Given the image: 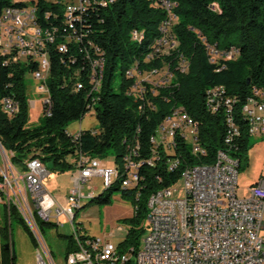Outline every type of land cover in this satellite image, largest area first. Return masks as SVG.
Segmentation results:
<instances>
[{"label": "trees", "instance_id": "trees-1", "mask_svg": "<svg viewBox=\"0 0 264 264\" xmlns=\"http://www.w3.org/2000/svg\"><path fill=\"white\" fill-rule=\"evenodd\" d=\"M164 1L115 0L94 15L98 34L95 39L105 52V73L94 108L99 124L98 129H82L77 138L67 131V126L91 110L88 66L81 45H70L69 54H62L52 47L51 73L47 79L52 109L36 126H29L30 105L25 79V73L36 66L10 63L0 67V143L5 151L14 153L13 163L20 164L29 157L39 156L52 170L63 173L74 167L72 159L82 151L100 159L113 155L117 166L122 168L129 148L140 143L141 150L135 160L145 159L141 167L142 185L121 188L124 177L123 170H120L114 184L86 204L108 205L116 190L122 191V197L132 203L134 214L125 218L131 225L125 238L118 243L120 252L139 248L146 231L142 223L148 215V198L152 192L176 185L188 165L214 164L218 151L229 146L225 141L228 130L225 111L213 112L208 107L207 90L224 87L227 94L241 100L233 104L241 137L239 149L232 151L240 158V171L248 165L251 137L243 107L253 99L255 88L264 94V0H166L176 16L169 31L175 46L168 49L172 52L169 55L157 54L149 58L162 36L161 27L170 19ZM22 4L19 0H0V15L7 7ZM52 21L55 23L56 19L52 18ZM43 27H50V21L44 20ZM135 30L140 34L134 40ZM207 44L221 51L237 48L239 53L212 62ZM70 55L77 58L76 63H71ZM183 61L187 64L185 71L180 69ZM165 63H169L173 74L169 84L153 86L145 82L143 96L134 91L136 78L128 77V70L136 65L140 70L161 69ZM118 69L121 71L120 87L116 90L114 79ZM79 70L85 88L76 91ZM8 95L19 102L13 116L5 112L3 97ZM176 106H184L198 122L199 141L206 153L192 154L191 146L178 139L173 154L159 146L155 164L150 165L148 160L153 158L156 149L152 137L162 125H166ZM172 156L181 158L175 170L168 166V159ZM15 215L18 217L17 213ZM41 226L44 229V225ZM9 227L6 224V237L9 236ZM64 236L67 238V254L76 245L72 235ZM1 253V264H14V252L3 247ZM126 264L135 263L131 259Z\"/></svg>", "mask_w": 264, "mask_h": 264}, {"label": "built area", "instance_id": "built-area-1", "mask_svg": "<svg viewBox=\"0 0 264 264\" xmlns=\"http://www.w3.org/2000/svg\"><path fill=\"white\" fill-rule=\"evenodd\" d=\"M19 1L23 4L7 7L0 15V67L10 63L36 66L25 73V79L27 75H32L37 82L35 91L41 97L37 100L29 96V105L30 109L38 108L40 103L42 116H45L52 109L51 92H48L47 87L52 47L62 54H69L70 45H81L88 66L93 110L105 73V52L95 39L98 34L94 15H98V10L115 0ZM164 2L170 12V19L163 25V34L149 58L161 55L167 48V40L174 39L169 31L176 16L171 12L172 5L166 0ZM52 18L56 19L55 23ZM44 20L50 21V29H43ZM96 20L101 22V19ZM139 34L135 30L132 38L135 40ZM207 48L212 62H218L228 54L239 53L237 48L221 51L209 44ZM69 60L71 63L77 62L74 55H70ZM63 62L66 63L64 59ZM180 69L185 71L187 65H181ZM80 71L76 73V91L85 88ZM159 72L160 69L151 71ZM143 73L145 69L140 70L138 65L127 71L128 77L136 78L134 91L140 96L146 90L145 80L138 79V75ZM172 78V72L166 73L165 79L156 86L167 85ZM206 98L213 112L222 109L226 114L228 130L225 141L229 146L226 150H219L220 164L186 166L183 196H166L159 189L151 193L148 198L152 202L151 215L137 250L131 248L130 252H119L118 243L107 235L92 236L84 231V235L72 234L76 248L65 254L64 264H88L83 241H91V250L97 251L96 264H126L131 259L135 264H264V174L249 186L247 194L240 195V158L232 153L239 149L241 130L236 116L230 114V104L241 100L218 86L208 89ZM3 102L6 103V114L13 116L19 102L9 95L3 97ZM248 105L253 115V135L264 136V94L255 88L253 103ZM172 116H184V123H172ZM81 131L70 134L77 138ZM178 139L191 146L192 154L206 153L199 141L198 122L184 106L173 108L171 124L167 132L160 133V142L153 144L156 149L148 163L155 164L159 146L173 154L178 147ZM131 150H141L140 143L130 147V154H125L122 168L105 166L102 159L78 151L72 159L74 167L70 170L73 185L65 200H61L45 185V178L50 171L39 156L15 164L12 161L14 153L4 151L3 147V162L0 163V210L3 212V217L0 215V264L4 244L9 245L8 250L14 252L15 243L10 228L14 219L18 218L29 227L39 246L36 264H57L43 236L41 225H61L63 220L70 223V209L86 206L87 198H91V194L98 189L95 187L88 195L84 192L86 184L95 177H100L106 186L114 183L118 171L127 170L124 188L141 186L144 180L141 167L145 159L133 160ZM180 162L179 156L170 157L169 169L175 170ZM6 224L10 226L7 237L4 235Z\"/></svg>", "mask_w": 264, "mask_h": 264}, {"label": "rangeland", "instance_id": "rangeland-1", "mask_svg": "<svg viewBox=\"0 0 264 264\" xmlns=\"http://www.w3.org/2000/svg\"><path fill=\"white\" fill-rule=\"evenodd\" d=\"M164 49L161 55H169L171 50ZM25 59V58H23ZM184 65V63H180ZM169 63H165L160 69L159 73H151L152 70H145V73L139 74L138 79L140 81L145 80L152 85H157L165 79L166 73H169ZM120 69L116 70V76L114 79V86L116 90L120 87ZM27 88L29 96L32 99L40 100L41 95L35 91L37 82L32 75H27ZM49 92V91H48ZM42 118V105L39 103L38 108L30 109V122L29 126H36L41 123ZM98 119L96 117L95 110H90L80 120H75L69 123L67 131L75 134L80 129H98ZM248 165L241 169L239 175V194L244 195L248 193V188L253 181H257L260 175L264 174V136L251 135L250 146L248 150ZM105 166H117L115 162V156L110 155L107 158L102 159ZM3 162V155L0 149V163ZM50 174L45 178V185L48 189L59 199L65 200L72 184L71 171L63 173L55 172L52 168L48 167ZM89 186L91 188H89ZM95 195L98 196L104 193L105 188L103 181L100 177H95L90 180L85 188L84 192L88 195L94 188ZM175 188L177 192H174L172 196L178 194L183 196V182L178 181ZM73 210L70 209V216ZM134 214V207L132 203L122 197V191L116 190L111 196V203L108 205H101L98 203H90L83 209L78 211L76 217V226L83 228L84 231L89 233H97L103 235L105 233H111L110 239L116 243L122 241L126 234L128 227L131 225L125 218L131 217ZM0 215L3 217V212L0 210ZM148 215L144 219L142 225L148 223ZM3 226L5 221L3 219ZM11 236L15 243L16 258L14 264H36V254L39 246L34 241V236L24 222L19 219H14L11 226ZM73 229L71 223L63 220L61 225L44 227L43 236L53 252L54 259L57 264H64V256L66 250L67 238L64 235H72ZM2 252V248H1Z\"/></svg>", "mask_w": 264, "mask_h": 264}, {"label": "bare ground", "instance_id": "bare-ground-1", "mask_svg": "<svg viewBox=\"0 0 264 264\" xmlns=\"http://www.w3.org/2000/svg\"><path fill=\"white\" fill-rule=\"evenodd\" d=\"M166 22H168V20L165 21V23ZM43 29H50V27H43ZM161 32L163 34V26L161 27ZM158 43H159V39L156 42V44H158ZM174 46H175V42L173 40H171V39L167 40V48L166 49H173ZM182 63H184V65H187L185 61H183ZM181 65H183V64H181ZM169 73H170V70H169ZM249 101H250V103H253V99H250ZM235 102L236 101H233L232 104H230V114H232V116H235L234 112H233V104ZM243 111L246 114V120H247V122H248V124L250 126L249 127V132H250L251 135H253V115H252V113H250V105H248V104L245 105L243 107ZM172 123H184V116H172ZM170 124H171V117H168L166 125H162L157 130L156 135H154L152 137V142L154 144H156L157 142H160V133L161 132H167L168 125H170ZM131 147H134V146H131ZM0 149H3V146H2L1 143H0ZM138 151L139 150H131V158H133V160H135V156L138 155ZM128 154H130V148H129V153ZM214 164H220L219 151L217 153L216 161H215ZM191 167H199V165L191 166ZM119 175H120V171H118L117 178L119 177ZM122 176L124 178H123V181H122V187L121 188H124V186H126V182H127V170H123ZM185 176H186V169L184 170V172H183V174H182V176L180 178V181L183 182V186L185 184ZM117 178H115L114 182L117 180ZM113 184H108V185L104 186V188L108 189ZM175 186L176 185H173L171 187L164 188V189H159V192L166 193V196H172V194L174 192H177V189L175 188ZM94 197H95V193L91 194V198H87V202L90 199L94 198ZM147 206H148V217H147V219H150L151 209H152V202L150 200H148V205ZM84 207L85 206H74V208H72L73 213H71L72 215L70 216V223H71V226H72V229H73V234L84 235L83 228H80V227L76 226V223H75V221H76L75 219L77 217L78 211L80 212V210L83 209ZM83 249H84V251H87L88 264H96L97 263V251L96 250H91V241H83Z\"/></svg>", "mask_w": 264, "mask_h": 264}, {"label": "crops", "instance_id": "crops-1", "mask_svg": "<svg viewBox=\"0 0 264 264\" xmlns=\"http://www.w3.org/2000/svg\"><path fill=\"white\" fill-rule=\"evenodd\" d=\"M81 130V129H80ZM256 181V180H255ZM255 181H253V182H251V184H253ZM250 184V185H251ZM86 233H88V234H90V235H92V236H97L98 234L95 232V233H89V232H87V231H85ZM103 235H107L109 238H110V236H112V234L111 233H105V234H103ZM120 242V241H119ZM118 242V243H119Z\"/></svg>", "mask_w": 264, "mask_h": 264}, {"label": "water", "instance_id": "water-1", "mask_svg": "<svg viewBox=\"0 0 264 264\" xmlns=\"http://www.w3.org/2000/svg\"><path fill=\"white\" fill-rule=\"evenodd\" d=\"M4 248H5V249H9V245L4 244ZM13 251H14V254H15V256H16L15 244H14V249H13Z\"/></svg>", "mask_w": 264, "mask_h": 264}]
</instances>
